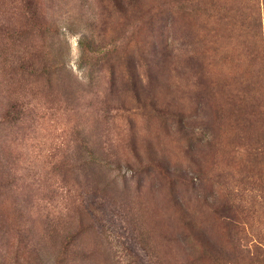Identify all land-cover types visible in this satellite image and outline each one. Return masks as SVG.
<instances>
[{
  "label": "rangeland",
  "instance_id": "374dc122",
  "mask_svg": "<svg viewBox=\"0 0 264 264\" xmlns=\"http://www.w3.org/2000/svg\"><path fill=\"white\" fill-rule=\"evenodd\" d=\"M0 264H264V0H0Z\"/></svg>",
  "mask_w": 264,
  "mask_h": 264
}]
</instances>
